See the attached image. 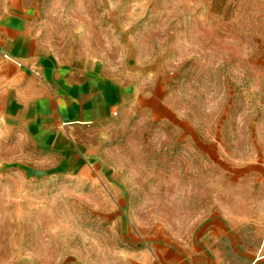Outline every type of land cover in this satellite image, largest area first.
I'll return each mask as SVG.
<instances>
[{
    "label": "rangeland",
    "instance_id": "obj_1",
    "mask_svg": "<svg viewBox=\"0 0 264 264\" xmlns=\"http://www.w3.org/2000/svg\"><path fill=\"white\" fill-rule=\"evenodd\" d=\"M30 1L58 46L103 56L111 74L141 76L171 106L164 129L173 147L148 157L158 173L166 158H179L181 143L187 164L173 176L213 173L212 149L202 165L196 135L180 141L186 131L205 130L208 144L218 128L264 133V0ZM71 156L36 150L21 123L0 125V264H147L166 248L181 253L179 226L161 224L177 218L181 199L160 196L164 183H132L145 197H126L135 192L117 181L116 166L106 170L115 181L82 182L74 175L85 168L70 165ZM166 185L176 197L179 183Z\"/></svg>",
    "mask_w": 264,
    "mask_h": 264
},
{
    "label": "crops",
    "instance_id": "obj_2",
    "mask_svg": "<svg viewBox=\"0 0 264 264\" xmlns=\"http://www.w3.org/2000/svg\"><path fill=\"white\" fill-rule=\"evenodd\" d=\"M93 54L58 46L30 0H0V125L23 124L24 139L36 150H69L70 165L85 168L86 174L76 171L78 181H115L106 170L116 166L117 181L135 192L124 197H145L130 185L137 182L164 183L160 196L172 205L179 197V217L160 223L171 231L179 226L181 253L166 248L145 263L264 264L263 130L254 136L252 127L214 129L212 144L205 130L186 131L180 141L196 135L193 148L201 152L202 165L206 148L212 149L213 173L195 181L173 176L174 166L187 164L188 146L181 143L176 160L164 153L165 171L159 174L152 167L160 164L148 157H158L153 150H171V129L164 127L174 111L151 86L141 85V76L111 74L103 56ZM158 107L166 115L159 117ZM121 154L128 164L118 162ZM175 182L176 197L166 185Z\"/></svg>",
    "mask_w": 264,
    "mask_h": 264
}]
</instances>
